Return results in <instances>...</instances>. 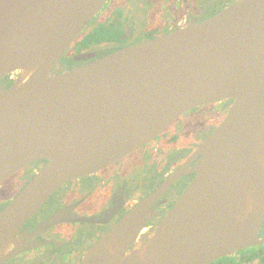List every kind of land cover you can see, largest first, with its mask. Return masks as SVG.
<instances>
[{"label":"water","instance_id":"obj_1","mask_svg":"<svg viewBox=\"0 0 264 264\" xmlns=\"http://www.w3.org/2000/svg\"><path fill=\"white\" fill-rule=\"evenodd\" d=\"M105 1L0 0V182L44 162L0 210V264L28 247L24 223L65 182L224 100L231 104L196 147L194 176L172 208L142 232L149 203L183 166L79 264H208L255 244L264 219V0H237L200 23L57 71Z\"/></svg>","mask_w":264,"mask_h":264},{"label":"flooded vegetation","instance_id":"obj_2","mask_svg":"<svg viewBox=\"0 0 264 264\" xmlns=\"http://www.w3.org/2000/svg\"><path fill=\"white\" fill-rule=\"evenodd\" d=\"M235 1L106 0L60 57L56 70L70 69L112 51L200 23ZM11 79L9 75L4 77V86L9 85ZM230 104L231 100L208 104L212 109L223 111L222 117L218 115L214 120L210 117L208 123L212 126L207 134L181 154L175 155L173 149L165 148L159 141L172 121L155 138L134 151L95 172L65 182L24 223L22 229L28 247L1 264H79L100 236L110 231L144 197L157 190L172 172L183 166L180 176L169 181L161 188L160 195L149 203L142 232L148 231L172 208L191 182L194 176L189 173L194 165V161L190 162L192 155L223 119ZM135 159L140 162L127 169L126 163ZM43 163L27 164L0 182V210ZM15 177L14 187L17 188L8 191L6 184ZM10 191L9 197L6 196ZM53 215H57L56 221L48 222ZM257 237L255 244L220 256L208 264H264V219L258 227Z\"/></svg>","mask_w":264,"mask_h":264},{"label":"rangeland","instance_id":"obj_3","mask_svg":"<svg viewBox=\"0 0 264 264\" xmlns=\"http://www.w3.org/2000/svg\"><path fill=\"white\" fill-rule=\"evenodd\" d=\"M220 104L221 103H217V105ZM212 108L213 107L210 105L203 106L201 108L187 112L175 119V121H173V123L168 126L159 137V141L161 142L162 146L173 149L175 155L181 154L187 148L194 146L195 142H199L202 137H204L205 134H207V132L210 130L212 125L208 123L209 118L211 117L212 120H214L218 118V115L220 118L223 115V111ZM167 142L168 145H166ZM133 160L126 163L127 169L134 168L135 165L140 162L138 159H135V161ZM15 179L16 177L6 184L8 191L10 189L13 191L17 188L14 187L16 185V181H14ZM12 191L7 194L5 193L6 196L12 193Z\"/></svg>","mask_w":264,"mask_h":264},{"label":"trees","instance_id":"obj_4","mask_svg":"<svg viewBox=\"0 0 264 264\" xmlns=\"http://www.w3.org/2000/svg\"><path fill=\"white\" fill-rule=\"evenodd\" d=\"M214 125V124H213Z\"/></svg>","mask_w":264,"mask_h":264}]
</instances>
